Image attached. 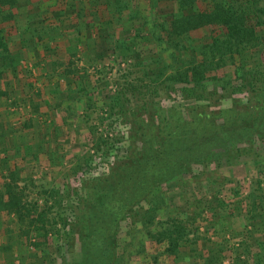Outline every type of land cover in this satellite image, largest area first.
Wrapping results in <instances>:
<instances>
[{"label": "rangeland", "instance_id": "rangeland-1", "mask_svg": "<svg viewBox=\"0 0 264 264\" xmlns=\"http://www.w3.org/2000/svg\"><path fill=\"white\" fill-rule=\"evenodd\" d=\"M38 1L0 0V195L19 205L0 204V264H255L238 255L243 233L264 242V45L170 40L144 0L107 29L49 9L15 53L3 34ZM171 221L190 231L174 253L153 238Z\"/></svg>", "mask_w": 264, "mask_h": 264}, {"label": "trees", "instance_id": "trees-1", "mask_svg": "<svg viewBox=\"0 0 264 264\" xmlns=\"http://www.w3.org/2000/svg\"><path fill=\"white\" fill-rule=\"evenodd\" d=\"M177 4V10L168 17L167 29L164 32L165 37L172 40V36L182 39L183 36L191 37L192 32L204 29L211 45L208 49L212 53L217 52L221 56L225 53L240 55L242 52L253 48L256 44H263V30L259 13H262L259 3L264 0H173ZM203 2V4H202ZM108 6V4H107ZM214 59V58H213ZM201 72L196 68H192V75L194 78L200 76ZM202 79V77L200 76ZM200 80V79H199ZM6 170H10L6 168ZM13 171H9L7 176L13 182ZM13 183L5 184L8 189ZM15 199L11 196L7 198V194L0 195V204L4 208L13 207L19 208L18 203H14ZM218 202V201H217ZM218 204V203H217ZM223 205L222 202H220ZM149 219V215H148ZM167 224V223H166ZM191 226V225H190ZM249 234L251 231H248ZM189 228L183 221H171L160 232L153 235V238L158 243L167 245L168 253L173 251L180 245L181 242L186 241ZM247 234H242L240 247L242 252L238 255L239 258L243 255H252L255 264H264V242L258 241L254 245H249L245 239ZM256 249L255 253L251 250ZM218 259H214L217 264L222 261L223 252L219 253ZM206 260V259H205ZM204 264H212L211 258H207Z\"/></svg>", "mask_w": 264, "mask_h": 264}, {"label": "crops", "instance_id": "crops-1", "mask_svg": "<svg viewBox=\"0 0 264 264\" xmlns=\"http://www.w3.org/2000/svg\"><path fill=\"white\" fill-rule=\"evenodd\" d=\"M40 1V2H39ZM37 4V10H29V19L27 21V15L24 13L23 18H26V22L24 23L22 20L21 28L18 24H14L11 21L9 24L10 29L12 28V33L6 32L3 34V38H12L11 40L13 44L18 43L19 48L15 50L16 52L23 53L24 46L28 45L29 37L25 35V32L31 31L30 25L31 22L34 23L33 18L36 16H45V14L49 9H52L54 20L57 25H63V27H67L71 25V27L76 26L77 24L84 25V28L87 30L90 29V26L93 23H99V25L106 24L108 27L111 25L117 24V21L123 22V18L127 11H124L121 6L130 4L131 8H137L141 6L143 2L146 4L144 0H39ZM126 2V4H124ZM166 3L167 5L163 8L161 5ZM108 4V6H107ZM155 4L157 8H160V11H169L174 13L177 10V4L173 0H155ZM149 5V4H148ZM147 5V6H148ZM151 5V3H150ZM6 7V5H2ZM28 8H32L28 6ZM155 12V11H154ZM46 17V16H45ZM39 20V19H38ZM94 22H93V21ZM81 22V23H80ZM15 25L18 26L19 30L15 28ZM40 25L42 23L40 22ZM18 34V35H17ZM105 37V36H104Z\"/></svg>", "mask_w": 264, "mask_h": 264}]
</instances>
